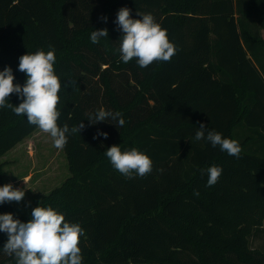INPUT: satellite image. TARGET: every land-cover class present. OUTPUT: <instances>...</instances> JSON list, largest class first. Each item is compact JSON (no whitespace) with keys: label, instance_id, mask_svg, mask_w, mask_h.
<instances>
[{"label":"trees","instance_id":"1","mask_svg":"<svg viewBox=\"0 0 264 264\" xmlns=\"http://www.w3.org/2000/svg\"><path fill=\"white\" fill-rule=\"evenodd\" d=\"M124 7L167 30L177 49L170 62L123 63L115 21ZM102 29L108 36L93 44ZM263 31L264 0H0V71L10 67L23 85L19 58L54 49L58 125L85 126L66 134L71 175L37 205L84 229L82 264H264V244L253 245L264 242ZM8 102L22 101L13 93ZM101 109L125 124H92ZM200 124L205 135L238 141L240 157L195 141ZM36 129L0 109V157ZM114 145L148 155L152 172L122 176L105 154ZM213 165L223 171L208 187ZM32 209L13 214L12 202L0 204L21 222ZM7 239L0 232V264H16L3 252Z\"/></svg>","mask_w":264,"mask_h":264},{"label":"clouds","instance_id":"2","mask_svg":"<svg viewBox=\"0 0 264 264\" xmlns=\"http://www.w3.org/2000/svg\"><path fill=\"white\" fill-rule=\"evenodd\" d=\"M141 19L131 18L130 9L121 8L115 23L123 32L120 39L119 53L123 63L128 64L133 59L141 68H146L154 62H170L176 54V46L170 41L167 30L156 22L152 14H141ZM106 21V17L103 18ZM108 36V30H94L90 39L97 44L101 38ZM55 50L36 51L27 53L19 58L18 70L27 77L23 85L15 84V77L10 67L0 71V109L11 108L18 116H25L30 125L47 133L53 140L54 147L63 150L68 143V135L75 134L85 127L82 122L71 129L65 123L58 125L61 112L59 93L62 89L60 77L55 72ZM17 94L21 99L18 106L8 102L11 94ZM111 118L117 121V128L125 124L120 112L99 110L88 120L92 124ZM93 120L95 122H93ZM204 124H200L194 140L206 139L212 147L220 146V150L230 156L240 157L242 148L238 141L223 138L216 131H207ZM106 139L108 133L98 132ZM94 139L96 137H93ZM106 157L112 167L127 179L145 177L153 170V162L145 153L137 148L121 151L119 146H111L106 150ZM163 171V170H161ZM222 168L213 165L207 169L208 187L214 186L222 174ZM194 195H199L195 192ZM25 192L15 189L11 184L0 186V204L20 202ZM0 232L7 234V242L3 252L14 257L16 264H82L80 238L85 234L79 223L67 222L65 215L51 206H37L32 209L31 219L21 222L13 214H0Z\"/></svg>","mask_w":264,"mask_h":264},{"label":"rangeland","instance_id":"3","mask_svg":"<svg viewBox=\"0 0 264 264\" xmlns=\"http://www.w3.org/2000/svg\"><path fill=\"white\" fill-rule=\"evenodd\" d=\"M0 166L1 185L11 184L25 192L22 201L12 202L13 214H27L71 175L64 149H56L50 135L38 128L1 156ZM263 244L262 239L253 241L254 246Z\"/></svg>","mask_w":264,"mask_h":264},{"label":"crops","instance_id":"4","mask_svg":"<svg viewBox=\"0 0 264 264\" xmlns=\"http://www.w3.org/2000/svg\"><path fill=\"white\" fill-rule=\"evenodd\" d=\"M263 35H264V31H263Z\"/></svg>","mask_w":264,"mask_h":264}]
</instances>
